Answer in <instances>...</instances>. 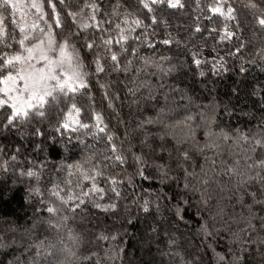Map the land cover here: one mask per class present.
<instances>
[{
	"label": "snow or ice",
	"instance_id": "snow-or-ice-1",
	"mask_svg": "<svg viewBox=\"0 0 264 264\" xmlns=\"http://www.w3.org/2000/svg\"><path fill=\"white\" fill-rule=\"evenodd\" d=\"M80 128L91 151L51 163ZM18 188L0 264H126L136 224L140 264H264V0H0V200Z\"/></svg>",
	"mask_w": 264,
	"mask_h": 264
},
{
	"label": "trees",
	"instance_id": "trees-1",
	"mask_svg": "<svg viewBox=\"0 0 264 264\" xmlns=\"http://www.w3.org/2000/svg\"><path fill=\"white\" fill-rule=\"evenodd\" d=\"M180 15V14H178ZM184 15H187V13H184ZM206 15H208L206 13ZM191 23V21H188ZM200 23L202 25L206 26H215L219 23V20H211L207 21L205 19H201ZM211 43V41H209ZM98 98V97H97ZM81 104H83L85 107H87L85 101L81 100ZM243 107V105H242ZM253 111L250 103L248 107H244L242 112H237L236 116L232 118V123H237V117H239L240 122L243 124V122L247 121L249 118L244 116V112ZM255 115L257 118L260 116V112L256 111ZM83 121L85 123L88 122V117L85 115L82 117ZM89 129L80 128L77 132H68L65 134V140H67L68 136H71V143L76 144L77 140L83 141V143L79 144V150L74 151L71 155L69 152H65L62 149L60 150V155L56 154V149H52V155L49 156V160L51 163L55 164H63L65 162L71 163L74 160L78 159L80 155L86 154L89 151H91L89 145H92L94 141L92 140V137L88 134ZM145 187H148L147 183L144 185ZM24 191L22 188H18L14 193L9 194L7 197H5L3 200H0V217H4L6 219H12L20 224H23L24 221L27 219L28 214H30L31 210L26 208L24 205ZM186 219L189 220L188 227L185 228L183 225H181V231H184L188 233L190 231V235L188 236V239L192 241V243H199L202 237H199L197 235V228L198 224L196 223V218L189 216L186 217ZM97 223L98 228L104 229L107 227H111L114 231L119 229L121 233L124 231V229H120L119 224L113 225V221L109 217H105L104 215H98L97 216ZM127 232L129 233L128 236L123 237L124 241H126V244L124 245L126 247V264H140V261H148L151 259L152 256H155L157 259H159L158 254L155 252V246L153 245L151 249V253L148 252V242L147 240H140V229L141 225L136 224L135 226H125ZM4 229V225L2 221H0V230ZM214 246H216L217 250H221L224 245L227 243V240L221 239L217 241L212 242ZM211 255V253H209Z\"/></svg>",
	"mask_w": 264,
	"mask_h": 264
}]
</instances>
